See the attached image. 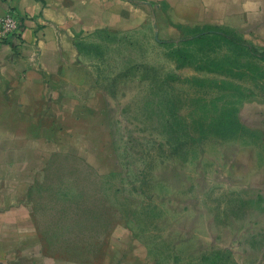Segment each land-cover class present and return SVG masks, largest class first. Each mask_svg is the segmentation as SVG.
<instances>
[{
  "label": "rangeland",
  "instance_id": "374dc122",
  "mask_svg": "<svg viewBox=\"0 0 264 264\" xmlns=\"http://www.w3.org/2000/svg\"><path fill=\"white\" fill-rule=\"evenodd\" d=\"M153 16L82 40L100 96L84 233L122 228L157 264H264L262 39L217 28L161 37Z\"/></svg>",
  "mask_w": 264,
  "mask_h": 264
},
{
  "label": "crops",
  "instance_id": "0c3cea01",
  "mask_svg": "<svg viewBox=\"0 0 264 264\" xmlns=\"http://www.w3.org/2000/svg\"><path fill=\"white\" fill-rule=\"evenodd\" d=\"M7 12L20 31L0 44V264H157L122 228L84 233L95 220L83 208L99 184L100 96L82 40L144 28L154 15L161 37L217 28L264 44V0H0ZM254 165L264 166L257 156Z\"/></svg>",
  "mask_w": 264,
  "mask_h": 264
},
{
  "label": "built area",
  "instance_id": "2783aa9c",
  "mask_svg": "<svg viewBox=\"0 0 264 264\" xmlns=\"http://www.w3.org/2000/svg\"><path fill=\"white\" fill-rule=\"evenodd\" d=\"M20 31V18L13 12L0 16V44L15 38Z\"/></svg>",
  "mask_w": 264,
  "mask_h": 264
}]
</instances>
